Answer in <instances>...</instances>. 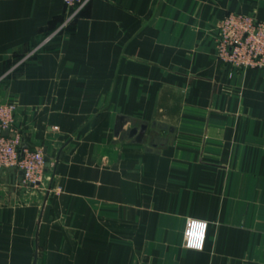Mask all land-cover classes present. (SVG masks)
<instances>
[{
	"label": "crops",
	"instance_id": "0c3cea01",
	"mask_svg": "<svg viewBox=\"0 0 264 264\" xmlns=\"http://www.w3.org/2000/svg\"><path fill=\"white\" fill-rule=\"evenodd\" d=\"M228 12L264 0H91L44 43L63 0H0V103L46 159L0 171V264H264V70L216 59Z\"/></svg>",
	"mask_w": 264,
	"mask_h": 264
},
{
	"label": "built area",
	"instance_id": "2783aa9c",
	"mask_svg": "<svg viewBox=\"0 0 264 264\" xmlns=\"http://www.w3.org/2000/svg\"><path fill=\"white\" fill-rule=\"evenodd\" d=\"M91 0H63V21L45 42L73 22ZM216 59L224 66L236 70H264V22L252 15L228 12L220 21L214 38ZM16 105L0 103V171L15 167L22 172V183L37 187L44 178L45 158L41 150L21 148V130L15 124ZM7 131L3 136L1 132ZM207 224L188 219L183 231V247L203 249Z\"/></svg>",
	"mask_w": 264,
	"mask_h": 264
},
{
	"label": "water",
	"instance_id": "95a60500",
	"mask_svg": "<svg viewBox=\"0 0 264 264\" xmlns=\"http://www.w3.org/2000/svg\"><path fill=\"white\" fill-rule=\"evenodd\" d=\"M126 124V121L123 117H118L116 119L115 127H114V134L115 136H118L123 131V126ZM145 131H146V125H140L139 127H132L127 131V137L132 138L136 143H142L145 137ZM3 136L7 135V131L1 132ZM46 162V159H45ZM12 170L13 172L17 171L15 167L8 168ZM20 172V171H19ZM22 175V172H20Z\"/></svg>",
	"mask_w": 264,
	"mask_h": 264
}]
</instances>
